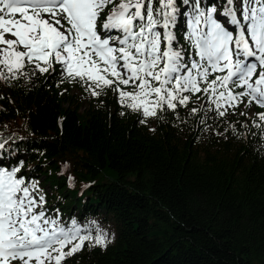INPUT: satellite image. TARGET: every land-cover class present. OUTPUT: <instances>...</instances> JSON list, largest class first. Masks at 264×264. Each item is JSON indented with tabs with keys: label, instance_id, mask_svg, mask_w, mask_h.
I'll use <instances>...</instances> for the list:
<instances>
[{
	"label": "trees",
	"instance_id": "16d2710c",
	"mask_svg": "<svg viewBox=\"0 0 264 264\" xmlns=\"http://www.w3.org/2000/svg\"><path fill=\"white\" fill-rule=\"evenodd\" d=\"M60 80L0 81V167L39 180L66 226L96 221L107 232V248L86 242L63 264H264V140L252 127L264 109L245 98L208 121L217 132L235 125L240 138L230 127L218 136L172 113L140 123L111 90L96 98Z\"/></svg>",
	"mask_w": 264,
	"mask_h": 264
},
{
	"label": "snow or ice",
	"instance_id": "6c2138e0",
	"mask_svg": "<svg viewBox=\"0 0 264 264\" xmlns=\"http://www.w3.org/2000/svg\"><path fill=\"white\" fill-rule=\"evenodd\" d=\"M36 73L78 82L96 98L111 90L140 123L172 113L240 138L235 125L217 132L208 121L223 122L245 98L264 109V0H0V81ZM256 117L264 140V112ZM20 172L0 167V264H63L86 242L107 248L99 223L66 226L39 180Z\"/></svg>",
	"mask_w": 264,
	"mask_h": 264
},
{
	"label": "rangeland",
	"instance_id": "374dc122",
	"mask_svg": "<svg viewBox=\"0 0 264 264\" xmlns=\"http://www.w3.org/2000/svg\"><path fill=\"white\" fill-rule=\"evenodd\" d=\"M221 19H224L223 17H221ZM73 94H77L78 95V99L76 101L75 107L79 106L81 108V112H84L86 110V108L88 107V104L85 103V98H83V93L80 92L78 89H74L73 90Z\"/></svg>",
	"mask_w": 264,
	"mask_h": 264
}]
</instances>
